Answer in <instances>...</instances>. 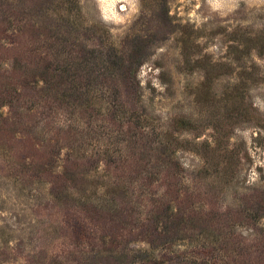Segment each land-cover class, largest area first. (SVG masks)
<instances>
[{
  "label": "rangeland",
  "instance_id": "obj_1",
  "mask_svg": "<svg viewBox=\"0 0 264 264\" xmlns=\"http://www.w3.org/2000/svg\"><path fill=\"white\" fill-rule=\"evenodd\" d=\"M62 1L0 0V45L114 109H87L67 179L60 118L0 107L26 121L0 116V264H264V0Z\"/></svg>",
  "mask_w": 264,
  "mask_h": 264
},
{
  "label": "trees",
  "instance_id": "obj_2",
  "mask_svg": "<svg viewBox=\"0 0 264 264\" xmlns=\"http://www.w3.org/2000/svg\"><path fill=\"white\" fill-rule=\"evenodd\" d=\"M62 2H65L69 5V14L73 13L74 11H81V5L79 0H64ZM25 37L27 38L25 44H31L32 42L34 43L37 40L36 42L40 43L41 45H44V38L41 42L39 41L42 37L41 35L37 37L26 35ZM0 49H2L4 53L6 52V55H9L10 53L13 55L15 51L19 52V57H17V61L16 58L14 59L13 56L2 55L3 57H5L4 59H7V57L13 58L9 68L4 67L0 71V107L3 109L4 106H8L11 109H15V113H18V110H21V108L23 110L24 108V110L20 114L21 118L27 117V115L31 112H33V115H35L38 112L44 113L46 110H48L50 113H53L55 116H58V118L60 119L58 120L59 127L57 128L59 134L62 133V135L60 134L61 140L59 141L63 142L62 144L58 145H63L67 148H71L73 150L71 151L73 159L78 160L74 161V163H71L74 170L73 173L67 176V179L71 175L81 174L80 164L78 162L90 160L92 157L90 155L92 154H87V152H85L86 149H80L78 146H71L72 140H74V142L77 141L76 138H72V136L75 137L82 133L80 129H83V132L95 131L93 124H91L90 121L87 122L84 119V117H86L87 109H95L97 112L100 113L102 109H107L108 111L113 110V105V109L109 107V105H111V102L107 101V98L92 99L90 97L89 92H91L93 88V91H95V87L91 84L90 81L87 82L85 85H80L79 82H77L76 78L78 79L80 74L79 72H77L76 67H74V64H71L70 66L64 68L53 67L48 62V57L50 56V53H42V51H37L35 49L31 50V48L25 46L23 48L14 46L12 48H9L5 45H0ZM2 56H0V59H3ZM110 87L111 88L106 87L105 90L108 92L110 91V89H114L115 91L118 90L117 84ZM28 89H33L39 97L38 102L36 104L38 106L35 108H33V106L27 107V105L25 106L24 104L20 103V101L32 102L34 100L30 99V97H28L30 100L24 99L25 91H27ZM53 103H55V105ZM122 103V101L118 100L116 106L118 108H122L120 110H125V107H123ZM105 105L108 106L104 108ZM116 106L114 105L115 108ZM60 115H62L63 117H60ZM116 115L117 114H115V112L113 111L114 118H117ZM0 116L2 120L8 122V124L12 122V124L19 123L24 125L26 122L20 117H18L19 119H12V117L11 119H8L7 117H4L3 113L0 114ZM181 124H183L184 127L189 125L184 120ZM35 142L38 143L37 146H44V143L47 144L49 147L53 146V144L50 145L48 141L41 142V140L38 139L37 136ZM66 143L68 144V146H66ZM36 151L37 152L34 154V156L37 157V160L43 158V156H40L38 154V152L41 151ZM63 168L65 169V166ZM66 172L70 171L67 169ZM77 179L78 178H75V181ZM65 180L63 182L64 189L67 190V180ZM69 196L73 197L71 196V194L67 195V197ZM80 199L83 200V198ZM86 199L87 198H85L84 200L86 201Z\"/></svg>",
  "mask_w": 264,
  "mask_h": 264
}]
</instances>
